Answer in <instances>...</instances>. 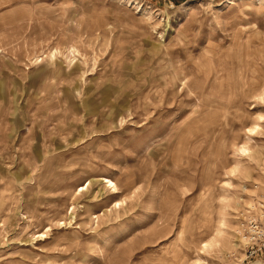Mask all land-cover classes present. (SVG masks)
Instances as JSON below:
<instances>
[{
  "label": "rangeland",
  "instance_id": "374dc122",
  "mask_svg": "<svg viewBox=\"0 0 264 264\" xmlns=\"http://www.w3.org/2000/svg\"><path fill=\"white\" fill-rule=\"evenodd\" d=\"M262 179L264 0H0V264H264Z\"/></svg>",
  "mask_w": 264,
  "mask_h": 264
},
{
  "label": "built area",
  "instance_id": "2783aa9c",
  "mask_svg": "<svg viewBox=\"0 0 264 264\" xmlns=\"http://www.w3.org/2000/svg\"><path fill=\"white\" fill-rule=\"evenodd\" d=\"M254 194L237 218V233L242 241L243 254H264V181L255 182Z\"/></svg>",
  "mask_w": 264,
  "mask_h": 264
},
{
  "label": "bare ground",
  "instance_id": "6f19581e",
  "mask_svg": "<svg viewBox=\"0 0 264 264\" xmlns=\"http://www.w3.org/2000/svg\"><path fill=\"white\" fill-rule=\"evenodd\" d=\"M105 182L109 183V186H112V187H114V184H113V182H112V181L105 179Z\"/></svg>",
  "mask_w": 264,
  "mask_h": 264
}]
</instances>
